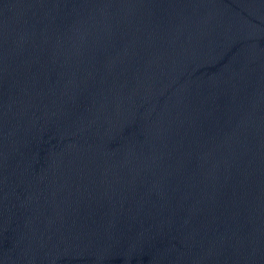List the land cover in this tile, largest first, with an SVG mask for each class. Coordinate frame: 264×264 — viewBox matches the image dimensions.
Wrapping results in <instances>:
<instances>
[{"label": "water", "instance_id": "95a60500", "mask_svg": "<svg viewBox=\"0 0 264 264\" xmlns=\"http://www.w3.org/2000/svg\"><path fill=\"white\" fill-rule=\"evenodd\" d=\"M0 264H264V0H0Z\"/></svg>", "mask_w": 264, "mask_h": 264}]
</instances>
